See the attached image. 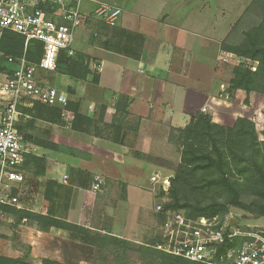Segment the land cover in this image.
Wrapping results in <instances>:
<instances>
[{
	"label": "crops",
	"instance_id": "crops-1",
	"mask_svg": "<svg viewBox=\"0 0 264 264\" xmlns=\"http://www.w3.org/2000/svg\"><path fill=\"white\" fill-rule=\"evenodd\" d=\"M81 1L87 13L100 3L122 10L114 27L90 17L88 25L77 32L76 51L89 57L90 68L99 74L98 83L93 74L80 80L40 70L38 77L47 82L53 76L51 84L79 102L82 114L94 119L103 116L109 126L117 114L119 96L126 95L130 102L126 120L130 122L117 133L120 142L110 139L112 127L105 131L102 123L101 128L83 132L73 130L68 120L56 124L36 119L30 124L33 129L27 128L29 154L43 156L46 170L38 173L32 164L20 185L25 198L0 213V256L25 258L30 264H43L45 259L61 264L77 261V242L71 247L67 240L77 238V231L55 226L45 229L21 216V211L49 215L117 238H129L135 229L140 233L156 225L158 201L153 189L160 185L152 177L167 175L161 164H176L181 156L169 141L170 129L186 126L227 87L232 75L226 74L227 66L234 61H223L231 54L221 43L252 0L235 20H227L226 4L219 0ZM87 26L89 38L83 30ZM241 94L245 91L238 89L237 96ZM44 134L55 143L77 146L82 153L69 156L36 145L33 138L43 139ZM70 138L77 139V145ZM97 176L107 186L94 192ZM104 217L113 219L112 226L94 223ZM119 222L121 226L116 225Z\"/></svg>",
	"mask_w": 264,
	"mask_h": 264
},
{
	"label": "trees",
	"instance_id": "trees-1",
	"mask_svg": "<svg viewBox=\"0 0 264 264\" xmlns=\"http://www.w3.org/2000/svg\"><path fill=\"white\" fill-rule=\"evenodd\" d=\"M261 14V20L248 30L244 31L243 39L238 43L229 42L230 35L222 41L223 50L242 58V62L233 68V76L230 80L228 93L233 96L238 90H244L247 94L253 91L264 93V0H252L245 12L240 17L251 18ZM0 49L13 57L22 56L25 53V38L13 31H5L1 40ZM44 52V44L39 40L30 41L26 56L29 60L40 62ZM257 61L256 69H252L247 63ZM15 64L8 62L6 56H0V70L12 75ZM55 72L69 75L73 78L85 80L89 74H93V80L98 83L99 74L90 68L89 57L81 52L69 55L61 51L57 60ZM129 97L119 96L117 101V114L126 117L129 114ZM23 116L18 124L20 129L30 127L36 119L54 123H63V112L72 110L74 119L70 126L78 131L90 132L93 117L86 116L80 111V103L69 101L64 108L51 106L38 101H33L31 106H21ZM26 116L29 120L26 121ZM102 117V116H101ZM26 119V120H25ZM102 119V118H101ZM110 131V139L115 142L121 140L117 137L123 128L121 122L113 123ZM24 132V131H23ZM169 141L180 150V164L174 177H172L168 192V201L165 202V210L181 211L186 216L214 217L225 216L229 206L239 207L245 211L264 216V140L258 136L256 124L250 118L236 116L233 125H223L213 120L212 114L197 112L190 122L184 127H172L169 132ZM36 145L56 151L61 146L49 138H33ZM82 152L77 151V154ZM33 162L36 172L44 173L46 159L36 154H27L25 167ZM49 182L48 187L50 186ZM48 190V188H47ZM244 194L253 196V199L245 200ZM164 196V192H160ZM2 210L10 211L11 206L0 204ZM159 221L162 214H157ZM21 216L37 222L43 228L51 226L77 231L87 244L102 242L101 246H117L124 249L129 241L117 238L107 233V238H94L86 227L74 225L65 220L52 218L41 213L21 211ZM162 243V238H154L150 245ZM157 244V245H158ZM142 257L149 259L150 264H203L190 261L183 257L175 256L158 250L149 245L142 246ZM122 261V259H121ZM0 264H30L25 258H9L0 256ZM43 264H61L59 262L43 260Z\"/></svg>",
	"mask_w": 264,
	"mask_h": 264
},
{
	"label": "built area",
	"instance_id": "built-area-1",
	"mask_svg": "<svg viewBox=\"0 0 264 264\" xmlns=\"http://www.w3.org/2000/svg\"><path fill=\"white\" fill-rule=\"evenodd\" d=\"M121 13V8L107 3H100L87 13L81 0H0V44L7 30L25 38L22 56L13 57L0 49V56L15 64L12 75L3 73L0 77V204L17 206L18 196H7L5 189L18 187L26 179L25 161L31 149L18 129L23 116L20 107L38 101L64 108L70 101L65 90L40 80L39 71H55L61 51L75 54L77 32L87 19L92 17L115 26ZM32 40L44 44L40 62L26 56ZM152 181L160 184L158 190L153 189L159 198L155 211L164 216L162 243L155 247L203 264H264V228H246L233 214L192 218L181 211L165 210L170 178L158 173ZM104 184L103 178L97 176L92 190L98 192ZM159 191L164 196L160 197Z\"/></svg>",
	"mask_w": 264,
	"mask_h": 264
},
{
	"label": "rangeland",
	"instance_id": "rangeland-1",
	"mask_svg": "<svg viewBox=\"0 0 264 264\" xmlns=\"http://www.w3.org/2000/svg\"><path fill=\"white\" fill-rule=\"evenodd\" d=\"M248 1L249 0H219V2H225V4H226V9H227L226 18H227V20L233 19L235 16H237L239 14L240 10L243 11L246 8L245 5H247ZM240 19L241 18H239L234 23V25L232 26V29H233L232 34L231 35L228 34V35H230L229 36L230 37L229 42H233V43L240 42L244 37L243 32L248 30L253 25H256L258 22H260L261 14L260 15L257 14L256 16H252L251 18H244L241 22H240ZM87 20H89V19H87ZM234 20H235V18H234ZM100 21L105 26H111L102 20H100ZM88 23L89 22L85 21L83 23L82 27L84 25H88ZM111 27H114V26H111ZM85 29H83V30L86 32L87 38H89V36H91L90 35L91 33L89 32V30H87L88 26ZM98 29L94 28V30H96V31H98ZM75 47L77 50V44H75ZM228 53H230V52H228ZM230 54H231V56L227 54L226 58H224L223 61L227 62L228 58L229 59L231 58V60L234 61V65L227 66V70H226V74L229 77L232 74L231 75V78H232L233 68L236 64H239L242 62V58H239L237 55H235L233 53H230ZM246 63L252 69L253 68L256 69V66L258 65L257 61L246 60ZM3 73H4L3 70H0V77L3 75ZM47 75H49V74H47ZM48 77L49 78H48L47 82L51 83L53 81V76H48ZM230 80H229L227 87L226 86L223 87V89H222L223 91L221 90V92L217 93L215 95L216 98L214 100H211L209 105L203 106L200 111L204 112V113L212 114L214 121L219 122L223 125H229V126L233 125L234 118L236 116H243L246 118H250L256 124V128L258 131L259 138L261 140H264V93H261L258 91H253L250 94H247L245 92V94H241V96L238 97L237 91H236L233 96H230V94L228 93ZM69 100L71 101L70 96H69ZM200 111H198V112H200ZM63 118H64L63 123L66 122L67 120H68V122H71L74 119L73 111L72 110L64 111L63 112ZM126 119H127V117L122 118V117H120V114H115L113 121L116 122L117 124H119L121 122L122 126H124L125 124H128L130 122V121H127ZM51 123H54V122H51ZM18 124H20V123H18ZM21 124H25V122L24 123L21 122ZM56 124H60V123H56ZM94 126L97 128H99V127L101 128L103 126L102 128L105 131L107 129H111L109 127L108 123H106L104 121L103 116L102 117L100 116V118L94 119V122H91V127L94 128ZM33 127L34 126H31L30 129H33ZM18 129L25 136H27L26 135L27 130L25 129V127L22 130L18 126ZM73 130H75V129H73ZM75 131H77V130H75ZM41 137L48 139L49 134H44ZM62 140H69V139H67L65 136H62ZM70 142L77 145V139H75V138H73V140L70 138ZM57 144H59V143H57ZM59 145L61 146V150L58 152L63 153V154H67L69 156H77V151L81 152V150L77 149V146H72V145H68V144H64V143H61ZM50 150H52V149H50ZM178 150L180 152L181 148H178ZM54 151H56V150H54ZM32 164L36 168V165L33 162H29V164L26 166V172L27 173H28L29 169L32 170V168H33ZM179 164H180V160L176 164L173 162L172 163L163 162L161 165H162V167L165 170V173L167 175L162 176V177L163 178L169 177L170 179L172 177H174L176 174V171L178 169ZM169 174H170V176H169ZM170 183H171V180H170ZM103 186L106 187L107 184L103 185ZM24 192H26V191H24V188L22 186H18V187L10 186L9 188L5 189V194L7 196H9V197L18 196L19 199L25 198ZM100 194L103 195L102 193H100ZM118 196H119V194H118ZM118 196L116 197V199L118 198ZM159 196H160V191H159ZM160 197H162V196H160ZM243 198L245 200H250V199H253L254 197L244 194ZM157 201H159V198H157ZM167 201H168V197L166 199V202ZM227 214H233L234 218L237 220L239 219L240 222L243 223L244 226H246V228H249L250 226H258V227L264 228V216H257L255 213L245 211V210H243L239 207H235V206H229V209L225 215H227ZM156 215H157V213H156ZM96 220L98 222L96 221L94 223L99 225V227H110V226H112V223H113L112 218L106 219L104 217L103 220H100V221H99V219H96ZM233 222H236V221L233 219ZM121 223L122 222L116 223V225L118 224L119 226H121ZM155 224L156 225L153 226L152 228H150V229L147 228L145 230L143 229L142 232H140V233L137 232V230L135 229V231L132 232L131 235L127 236L129 238H124V239L128 240L129 243L126 246H124L123 250L117 246H113L112 244L108 245L107 247L101 246V244H103V243L100 241L97 242L96 244H92V243L87 244L84 241L81 234L77 233V238H68L67 239L71 243V247H72V245H74L73 243L77 242V261H68L67 263H72V264H150V262L148 261L149 259L142 257L143 252L141 250H142V246H144V245H149L153 248L158 249L157 247H155V246H157L158 243L156 245H150L149 244V242L151 240H153L154 238H158V237L162 238V236H164V233H163V230L161 227V222L158 221ZM87 229L89 230L90 235L94 238H107V236H108L106 234V232H104V231L92 230L89 228H87ZM99 229H101V228H99ZM12 239L15 241L17 238H12ZM121 259H122V261H121Z\"/></svg>",
	"mask_w": 264,
	"mask_h": 264
},
{
	"label": "water",
	"instance_id": "water-1",
	"mask_svg": "<svg viewBox=\"0 0 264 264\" xmlns=\"http://www.w3.org/2000/svg\"><path fill=\"white\" fill-rule=\"evenodd\" d=\"M236 221V220H235Z\"/></svg>",
	"mask_w": 264,
	"mask_h": 264
}]
</instances>
